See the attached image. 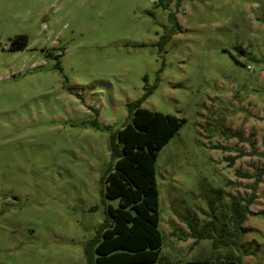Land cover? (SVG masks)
I'll return each mask as SVG.
<instances>
[{
    "label": "rangeland",
    "instance_id": "obj_1",
    "mask_svg": "<svg viewBox=\"0 0 264 264\" xmlns=\"http://www.w3.org/2000/svg\"><path fill=\"white\" fill-rule=\"evenodd\" d=\"M138 100L185 120L156 161L161 259L142 264H264V177L237 246L191 229L228 235L264 162V0H0V264L88 263Z\"/></svg>",
    "mask_w": 264,
    "mask_h": 264
},
{
    "label": "trees",
    "instance_id": "obj_2",
    "mask_svg": "<svg viewBox=\"0 0 264 264\" xmlns=\"http://www.w3.org/2000/svg\"><path fill=\"white\" fill-rule=\"evenodd\" d=\"M27 45L28 37L18 35L13 38L9 49L21 51ZM141 104V100L128 104L130 121L110 136L112 164L103 178L105 196L109 200H118L119 205L108 206L104 222L85 246L87 264H142L158 262L161 259L163 233L160 229L156 161L160 150L184 125L185 120L175 115L145 109ZM245 175L254 179L249 186L253 193L247 199H234L233 230L227 232L228 235L224 238L214 235L211 229L206 228H217L214 219L199 232L191 226L194 243L201 239H211L214 249L237 246L240 235L252 231L242 224L246 219L245 209L249 208L255 198L257 185L264 177V162L256 167L252 175ZM242 202L244 207L241 206ZM160 264H242V259L240 256L228 255L217 263L195 260L161 261Z\"/></svg>",
    "mask_w": 264,
    "mask_h": 264
}]
</instances>
